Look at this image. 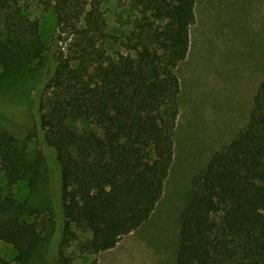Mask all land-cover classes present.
Listing matches in <instances>:
<instances>
[{
	"label": "trees",
	"instance_id": "1",
	"mask_svg": "<svg viewBox=\"0 0 264 264\" xmlns=\"http://www.w3.org/2000/svg\"><path fill=\"white\" fill-rule=\"evenodd\" d=\"M141 2L136 54L112 56L101 47V0L45 1L61 35L37 91L34 126L25 135L0 127V168L10 185L25 181L30 190L23 202L0 195V241L17 250L1 264H62L72 222L92 234L85 252L110 250L162 199L175 153L177 67L189 53L196 0ZM32 27L0 40L4 79L47 57L44 36ZM180 225L177 264H264V81L245 129L194 178Z\"/></svg>",
	"mask_w": 264,
	"mask_h": 264
},
{
	"label": "rangeland",
	"instance_id": "2",
	"mask_svg": "<svg viewBox=\"0 0 264 264\" xmlns=\"http://www.w3.org/2000/svg\"><path fill=\"white\" fill-rule=\"evenodd\" d=\"M46 0H0V40L34 31L48 45L45 59L14 79L0 72V127L25 135L34 126L37 91L49 78L51 50L61 35L55 11ZM142 0H101L106 38L101 47L112 56L136 54L131 47L143 18ZM187 58L177 67L181 82L179 115L174 131L175 153L164 194L151 217L124 236L116 247L89 253L92 238L75 223L63 244L62 264H177L180 217L193 191V180L211 157L226 148L247 126L255 96L264 81V0H196ZM68 41L62 40V50ZM2 64L0 63V66ZM83 125L81 122L77 123ZM52 190L60 199V169L54 163ZM30 194L25 181L10 185L0 168V195L23 202ZM2 215L0 214V217ZM15 247L0 241V259L13 261ZM1 264V262H0Z\"/></svg>",
	"mask_w": 264,
	"mask_h": 264
}]
</instances>
